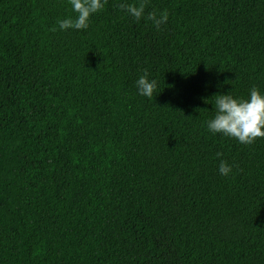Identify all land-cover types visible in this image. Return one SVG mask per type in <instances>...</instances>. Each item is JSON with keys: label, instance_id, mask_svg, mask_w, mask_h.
I'll return each instance as SVG.
<instances>
[{"label": "trees", "instance_id": "16d2710c", "mask_svg": "<svg viewBox=\"0 0 264 264\" xmlns=\"http://www.w3.org/2000/svg\"><path fill=\"white\" fill-rule=\"evenodd\" d=\"M122 2L0 0V264H264V137L206 127L264 93V0Z\"/></svg>", "mask_w": 264, "mask_h": 264}, {"label": "clouds", "instance_id": "9594fccd", "mask_svg": "<svg viewBox=\"0 0 264 264\" xmlns=\"http://www.w3.org/2000/svg\"><path fill=\"white\" fill-rule=\"evenodd\" d=\"M75 18L69 17L58 20L60 30L87 29L90 16L101 11L106 0H68ZM119 7L135 20L145 16L146 0H140L137 5L120 3ZM150 20L157 28L168 20L167 11L157 15L154 12L147 13ZM139 95L152 98L156 89V81L149 79L145 70L135 81ZM214 115L206 121L207 130L213 135L220 134L234 138L241 144H251L255 139L264 137V93L256 87L249 90L247 99L233 97L228 94L214 96ZM219 156L220 153H217ZM220 175L227 177L232 172V166L221 160L218 166Z\"/></svg>", "mask_w": 264, "mask_h": 264}]
</instances>
